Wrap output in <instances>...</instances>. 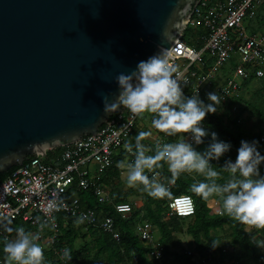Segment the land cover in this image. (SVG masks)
Returning <instances> with one entry per match:
<instances>
[{
	"label": "water",
	"instance_id": "obj_1",
	"mask_svg": "<svg viewBox=\"0 0 264 264\" xmlns=\"http://www.w3.org/2000/svg\"><path fill=\"white\" fill-rule=\"evenodd\" d=\"M199 0H0V176L99 132L116 77L168 50Z\"/></svg>",
	"mask_w": 264,
	"mask_h": 264
},
{
	"label": "built area",
	"instance_id": "obj_2",
	"mask_svg": "<svg viewBox=\"0 0 264 264\" xmlns=\"http://www.w3.org/2000/svg\"><path fill=\"white\" fill-rule=\"evenodd\" d=\"M187 26L204 30L197 39L202 45H189L182 31L167 50L169 62L176 66L181 80L187 81L183 87L186 96L200 98L209 92L217 93L222 101L221 111L229 100L239 96L243 81L264 76V0H199L191 10ZM230 111L237 115L236 103L230 105ZM137 118L121 107L99 132L63 146L46 148L44 153L37 152L8 170L0 182V214L27 222L30 232L39 235L37 242L45 253H51L55 264H67L61 258L63 249L55 245L62 234L60 220L65 225L67 218H73L82 232L98 229L120 241L115 219L107 210L81 206L76 190H90L98 203L111 207L123 218L131 216L132 204L110 199L101 178L112 165L116 150L133 132ZM259 141L264 145V135H260ZM165 142L168 141L159 143ZM47 153L51 156L48 160ZM54 196L63 201V207L46 216L42 209ZM181 200H188L187 205ZM194 212L192 196L181 193L168 200L162 217H190ZM43 221H48V225L41 230L39 225ZM153 227L146 220L134 224L137 238L149 247L147 256L151 264H167L162 247L153 237ZM0 237L12 240V235L3 228ZM174 250L189 256L192 264H241L227 255L228 246H222L220 252L206 248L203 254L188 247ZM0 264H7L6 257L0 256Z\"/></svg>",
	"mask_w": 264,
	"mask_h": 264
},
{
	"label": "clouds",
	"instance_id": "obj_3",
	"mask_svg": "<svg viewBox=\"0 0 264 264\" xmlns=\"http://www.w3.org/2000/svg\"><path fill=\"white\" fill-rule=\"evenodd\" d=\"M169 61L166 49L140 61L130 73H121L116 77L120 89L116 100L108 103L104 98L106 113L116 112L123 107L135 116L151 114V123L156 130L177 138L174 142L156 143L152 155L147 154L153 151L152 147L142 143L150 132L140 131L136 135L135 151L133 145L127 143L125 148L134 156V160L118 164L119 168L127 170V185L140 187L154 199H172L170 187L158 180L157 170L167 165L171 173L170 185H175L182 174L196 173L205 180L193 183L190 186L192 193L205 201L212 196L220 197L221 214L245 225V231L249 228L264 230V175L261 174L264 155L259 151V141L241 140L235 161L228 159L221 167L229 176L219 183L221 173L212 167L211 162L219 161L232 145L219 140L216 132L210 133L204 127V121L209 113H217L221 98L217 93L209 92V102L205 103L198 95L186 96L183 87L187 81L181 80L176 66ZM209 136L211 140L205 150L198 151L194 145L203 144ZM179 202L187 204L188 200ZM62 207L63 201L54 196L42 210L48 216ZM11 224L10 217L0 214V228L16 233L15 239L4 244L7 264H45L44 249L37 242L39 235L23 227L13 229ZM47 225L48 221H43L39 227L42 230ZM251 242L264 248V242L257 241L253 236ZM219 245L217 241L212 242L213 248ZM61 258L71 261V251L65 249Z\"/></svg>",
	"mask_w": 264,
	"mask_h": 264
},
{
	"label": "trees",
	"instance_id": "obj_4",
	"mask_svg": "<svg viewBox=\"0 0 264 264\" xmlns=\"http://www.w3.org/2000/svg\"><path fill=\"white\" fill-rule=\"evenodd\" d=\"M202 34H204V30L201 27L192 28L187 26L183 30L184 40L189 45L195 47L202 45V42L197 41L198 37ZM247 90L250 91L249 97H246ZM200 99L202 98L200 97ZM204 100L208 101V98L204 97ZM233 103H236L238 108L237 115L235 116L230 111V105ZM244 111H248L256 118L255 125L258 127L257 131H254L252 128H245L242 126V122L240 123L241 120L238 121V118L241 119ZM204 127L210 133L216 132L219 140L232 145L230 151L221 157L218 162H211L212 167L221 173L222 179L218 182L223 183L229 176V173L225 172L221 167L228 160L227 157L238 155L237 150L240 147L241 140H247L249 142L253 140L259 141L260 135H264V76L255 80L250 77L243 81L239 96L229 100L227 105L221 111H217L216 114L209 113L204 121ZM210 140L211 136L206 137L205 142L201 146H207ZM258 148L261 154L264 155V145L260 141ZM50 157V154L47 153L46 160L50 159ZM7 172L0 176V182L6 176ZM157 172L160 175L159 181L165 184V186L170 187L173 196L181 193H187L192 196L195 204V212L187 222L185 232L191 236L197 252L203 254L206 248L220 252L223 246L220 244L223 236L212 232L219 229L224 230L226 240L228 241L227 244L231 245L227 253L229 257L238 259L241 264H264V254L260 250V247L255 246L251 242L252 236L255 234H258L264 239V230L249 228L245 231V225L238 223L227 215H222V199L218 196L209 198L216 197L220 202L219 212L211 213L210 208L207 206L209 199L205 201L190 190V186L193 183H199L205 180L203 176L196 173H185L177 179L175 185H170L168 181L171 179V173L168 171L167 165L164 164ZM261 174L264 175V164L261 165ZM101 180L104 181V177ZM141 194L143 195L142 205L135 208L130 217L123 218L115 213L111 207L98 203L90 190H76V195L84 207L107 210L115 219L120 233V241H114L109 235L98 229H89L87 232H82L80 226L76 225L73 218H68L65 225L60 220L62 234L55 245L59 249H63L62 253L65 249L71 251L72 259L71 261L66 260L67 264H83L82 258H88L91 249L95 250V252L90 264H151V261L147 258L149 247L139 241L132 228V224L136 219L146 220L158 229V243L162 247L164 259L168 255H172L186 264H192L189 256L179 255L174 250L176 242L172 238V233L178 231L180 228L178 225H170L169 223L170 220H181L183 218L170 217L164 219L162 213L167 209L169 199H154L142 190ZM122 199L115 198L114 201H120ZM10 227L13 229L23 227L26 231H30L31 229V226L27 222H23L20 219L12 220ZM13 232L8 233L12 234ZM86 236L89 237V241H85L82 246L76 247L75 241L77 238L84 239ZM213 241H217L220 245L213 248ZM5 242L0 237V255L5 253L3 251ZM45 264H55L49 252L45 253Z\"/></svg>",
	"mask_w": 264,
	"mask_h": 264
},
{
	"label": "crops",
	"instance_id": "obj_5",
	"mask_svg": "<svg viewBox=\"0 0 264 264\" xmlns=\"http://www.w3.org/2000/svg\"><path fill=\"white\" fill-rule=\"evenodd\" d=\"M201 98H203V97H201ZM144 116H142V117L138 116L133 132L125 140L122 147H120L114 153L112 167L110 166L111 168H109L107 171H105L102 174V178L104 177V181L102 180L104 191L107 193V195L109 196L110 199H112L114 201L115 198H123L120 201L130 202L128 200L130 198L129 196L132 194H135L136 196L140 197V200H141L140 205L136 206L137 208L140 207L142 205V202H143V195L141 194L140 187H136V188L123 187V188H121V186H120L122 180L127 178V170L119 168L118 164L121 161L131 162L134 160V156L130 152L127 151V149L125 148V145L130 142L133 145V151H135L134 146H135L136 135L140 131L150 132V135L144 141H142V143H144L146 146L152 147L153 151L147 153L149 155H152V154H154V148H155L156 143H159L161 141L174 142L177 139L176 137H168L164 133L156 130L151 123V120H152L151 114H146V116L145 117ZM143 117H144V120H143ZM194 146L196 147L197 145H194ZM204 147H207V146L203 145L202 148L200 147L201 151H203L205 149ZM236 157H237V155H235L233 157H227V159L233 160V159H236ZM214 162H216V161H214ZM157 178H158V180H160L159 174H158ZM81 206H83V205L81 204ZM207 206L210 208L211 213L218 212L220 210V202L218 201V199L216 197L209 199L207 201ZM133 210H134V208H133ZM182 218H191V216L190 217H182ZM164 219H166V218H164ZM137 220H142V219H136L135 222ZM75 222H76V220H75ZM134 224L135 223L132 224L133 230H134ZM76 225L79 226L77 224V222H76ZM154 228H156V227H153V233L156 232V231H154ZM185 228L182 230L178 229V231H174L172 233V238L176 242V246L174 248H176V247H188V248H194L195 249V245L193 243V240H192L191 236L185 232ZM175 232L178 233L177 236H173ZM11 235H12V240L15 239V237H16L15 231ZM253 237H255V239L259 237V242H264V239L260 238V236L258 234H255ZM155 239L158 241L159 236H156ZM225 243L226 244H224L223 246H228L229 248H231V245L227 244L228 241H226ZM260 250L264 254V248H260ZM0 256L5 258L6 253H4ZM147 258L150 260L149 256H147ZM176 260H178V259H176ZM178 261L180 262V264H186L181 260H178Z\"/></svg>",
	"mask_w": 264,
	"mask_h": 264
},
{
	"label": "rangeland",
	"instance_id": "obj_6",
	"mask_svg": "<svg viewBox=\"0 0 264 264\" xmlns=\"http://www.w3.org/2000/svg\"><path fill=\"white\" fill-rule=\"evenodd\" d=\"M249 95H250V91L249 90H247L246 91V97H249ZM205 97V96H204ZM204 97L202 98V100H204ZM205 101V103H208L209 101H207V100H204ZM218 111H220V108H218ZM145 116H146V114H144ZM143 115V116H144ZM144 116V117H145ZM144 117H143V120H144ZM241 121H240V123L242 122V126H244L245 128H252V129H254V131H257L258 130V127H256V125H255V122L257 121L256 120V118L254 117V116H252L248 111H244L243 113H242V115H241V119H240ZM203 147V146H200V145H198V146H196V148H197V150L198 151H201V148ZM204 148H206V147H204ZM205 150V149H204ZM203 150V151H204ZM215 161V160H214ZM217 162V161H216ZM121 188H123V187H126V188H128L129 186L127 185V178H125L124 180H122V182H121ZM130 198L128 199L131 203H132V206H133V208L135 209V208H137L136 206H138V205H140V203H141V200H140V197H138V196H136L135 194H132V195H130L129 196ZM189 219L190 218H183V219H181V220H178V219H175V220H170V225H178L179 226V228L182 230V229H184L185 227H186V225H187V222L189 221ZM133 223H135V220H134V222ZM154 231H156V232H154L153 233V237H154V239H155V237L156 236H159V233H158V230L156 229V228H154ZM134 232H135V230H134ZM214 234L216 233V234H218V235H222L223 237H222V239H221V242H220V244L221 245H224L225 244V242L227 241L226 240V233L224 232V230H215V231H212ZM177 232H175L174 233V235L173 236H177ZM261 238V237H260ZM156 240V239H155ZM256 240L257 241H259V237L258 238H256ZM85 241H89V237L88 236H86L84 239H82V238H77V240L75 241V246L76 247H79V246H82V244H83V242H85ZM94 252H95V250H93V249H91L90 251H89V257L88 258H82V262H83V264H90V261H91V258H92V256H93V254H94ZM165 260H166V262H167V264H180V262L178 261V260H176L175 258H174V256H172V255H168L166 258H165ZM78 264V263H77Z\"/></svg>",
	"mask_w": 264,
	"mask_h": 264
},
{
	"label": "snow or ice",
	"instance_id": "obj_7",
	"mask_svg": "<svg viewBox=\"0 0 264 264\" xmlns=\"http://www.w3.org/2000/svg\"><path fill=\"white\" fill-rule=\"evenodd\" d=\"M185 205H187L186 203H184Z\"/></svg>",
	"mask_w": 264,
	"mask_h": 264
}]
</instances>
